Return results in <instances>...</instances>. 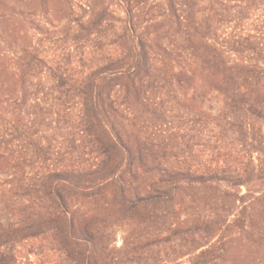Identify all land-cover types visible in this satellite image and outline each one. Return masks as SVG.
<instances>
[{
    "label": "trees",
    "instance_id": "trees-1",
    "mask_svg": "<svg viewBox=\"0 0 264 264\" xmlns=\"http://www.w3.org/2000/svg\"><path fill=\"white\" fill-rule=\"evenodd\" d=\"M35 1L52 21L32 6L13 12L14 24L0 12L11 34L36 37L0 54V264H19L16 248L29 242L58 255L54 264H105L111 219L146 246L220 226L177 219L175 197L187 189L229 198L222 186L246 188L226 230L247 233L246 199L264 185V0H210L195 22L192 0H119L123 17L105 0ZM232 22L235 33H218ZM207 131L235 152L190 166L191 142ZM151 225L161 227L155 238L144 235Z\"/></svg>",
    "mask_w": 264,
    "mask_h": 264
},
{
    "label": "rangeland",
    "instance_id": "rangeland-1",
    "mask_svg": "<svg viewBox=\"0 0 264 264\" xmlns=\"http://www.w3.org/2000/svg\"><path fill=\"white\" fill-rule=\"evenodd\" d=\"M52 1L49 0L50 4ZM56 1V0H55ZM59 0H57L58 2ZM166 0H157L158 3L162 4ZM210 0H192L191 4L194 7V17H191L190 22L199 20L203 14H209L211 6L209 5ZM106 4L112 7L113 10H118L119 14L122 12L121 8H118L120 4L119 0H105ZM224 4H227L229 8L235 4L234 0H223ZM76 4L86 3V0H75ZM180 5V3H178ZM123 6V4H120ZM30 6L33 7V13L35 12L36 19L45 22V20L52 21L49 13L44 14L40 1L33 2L30 5L29 0H0V12L7 14L4 19L9 24H14L12 19H15L13 12L17 13L19 10H29ZM181 6V5H180ZM39 8V10H38ZM55 10V8H52ZM179 10V8H178ZM184 10V9H183ZM12 11V12H10ZM53 13L51 10H49ZM80 12V11H77ZM182 14V11H180ZM220 14V13H219ZM3 15V14H2ZM11 15V16H10ZM187 18V13L182 14ZM10 16V18L8 17ZM123 17L124 15L121 14ZM257 17H254L249 24H253L252 27H247V32L254 34L255 27L258 25L255 22ZM218 22L223 20V15L216 18ZM190 22L187 25H190ZM49 30H53L50 26H46ZM220 32L235 33V23H218ZM165 29L164 31H167ZM163 31V32H164ZM191 30L182 29V33H189ZM30 31H28L29 33ZM173 33V30H170ZM24 31L16 32L11 34L4 23L0 22V54L5 56H11L12 53H16L19 49L25 46L27 43H35L36 37L33 33H29L27 39H25ZM53 35V34H52ZM60 52V51H59ZM51 58L57 59L55 55ZM202 106H205L206 110L212 109V114H216L213 104L208 102H202ZM187 138H181L180 141L182 147L187 149V141L190 138V132L187 131L183 134ZM191 136H198V134H191ZM213 138L209 142V138ZM223 136L215 133H202L201 137H198V141L191 142L193 155L190 160L186 162L195 168L199 166H207L211 163L218 162L217 152L220 155L229 154L233 156L235 152V146L230 143L223 141ZM219 140V143L215 144L214 141ZM222 147L214 149L216 147ZM227 191L229 198H225L226 194H206L200 193L195 190H184L177 194L175 197V210L177 212V219L181 218L182 221L186 218H192L201 221L206 218H210L214 221V224L219 223L220 226L209 227V232L205 234L200 233L199 235H185L180 240L169 238V235L165 234V239L162 238L152 240V245L146 246L144 238L140 239L137 245H133L132 239L129 238L128 226H122V223H116L111 219L110 239L106 241L104 247L107 253L110 254V259L105 264H264V185L253 188L255 192H261V194H250V198H257V201L246 199L248 207L250 205V212L252 214L251 219L254 223L251 229L247 233H239L234 230H226L234 221L238 219L239 213L241 212V206L239 202H235V198L247 195L246 188L242 187L241 190L233 189L229 187H223L222 191ZM251 190V189H250ZM171 219H168V222ZM208 221V220H207ZM151 228L145 234L148 236L156 237L158 230L161 228L158 225H151ZM226 230V231H225ZM132 231V230H131ZM181 230L180 232H184ZM164 236V235H163ZM170 239V240H168ZM42 243L29 242L20 244L16 248L15 255L19 264H54L60 262L58 255L50 253L48 247H43ZM216 247V252L205 259H198L199 255L209 250L211 247ZM62 258L61 255H59Z\"/></svg>",
    "mask_w": 264,
    "mask_h": 264
}]
</instances>
